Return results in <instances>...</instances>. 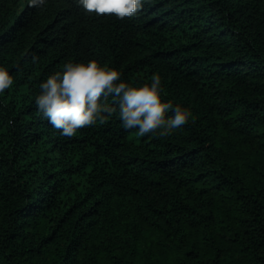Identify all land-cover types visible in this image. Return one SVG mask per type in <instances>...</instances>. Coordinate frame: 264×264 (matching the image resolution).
Masks as SVG:
<instances>
[{
    "label": "trees",
    "instance_id": "1",
    "mask_svg": "<svg viewBox=\"0 0 264 264\" xmlns=\"http://www.w3.org/2000/svg\"><path fill=\"white\" fill-rule=\"evenodd\" d=\"M88 59L133 84L158 73L189 121L139 136L113 113L61 135L39 85ZM0 64V264H264V0H145L124 18L0 0Z\"/></svg>",
    "mask_w": 264,
    "mask_h": 264
},
{
    "label": "clouds",
    "instance_id": "2",
    "mask_svg": "<svg viewBox=\"0 0 264 264\" xmlns=\"http://www.w3.org/2000/svg\"><path fill=\"white\" fill-rule=\"evenodd\" d=\"M35 7L46 0H30ZM88 13L114 14L117 18L134 15L145 0H79ZM9 69L0 64V94L13 86ZM161 77L154 73L150 82L133 84L122 79L113 66L96 59L68 61L60 70L41 81L35 105L39 113L63 136L71 137L78 129L104 122L105 114L116 113L125 129H136L137 135L157 134L161 137L186 124L191 111L172 107L161 98ZM118 100V111L107 102ZM171 109L172 115L166 118Z\"/></svg>",
    "mask_w": 264,
    "mask_h": 264
}]
</instances>
